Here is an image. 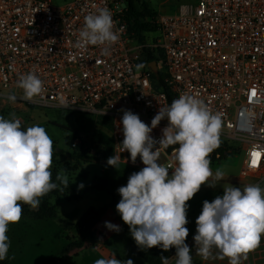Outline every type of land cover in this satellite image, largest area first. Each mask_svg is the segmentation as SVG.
<instances>
[{"label": "built area", "instance_id": "1", "mask_svg": "<svg viewBox=\"0 0 264 264\" xmlns=\"http://www.w3.org/2000/svg\"><path fill=\"white\" fill-rule=\"evenodd\" d=\"M101 8L111 12L119 37L107 54L101 46L76 47L85 16ZM125 10V0H67L60 5L0 0V99L104 119L111 156L120 155V164L140 170V158L133 164L129 153L122 152L119 122L127 109L150 125L158 109L168 106L158 78L152 77L160 73L172 101L195 95L219 114L220 146L210 153L211 163L220 152L230 153L234 142L243 151L239 176H254L264 165V0L179 4L175 12L156 13L148 20L151 35L142 43L128 32ZM143 47L157 54L155 71L143 60ZM28 73L38 76L44 87L32 101L17 87ZM166 125L162 120L153 138L159 139ZM96 145V152L104 150L101 142ZM176 148L161 147L160 163L174 164ZM258 251L264 262V236Z\"/></svg>", "mask_w": 264, "mask_h": 264}, {"label": "clouds", "instance_id": "2", "mask_svg": "<svg viewBox=\"0 0 264 264\" xmlns=\"http://www.w3.org/2000/svg\"><path fill=\"white\" fill-rule=\"evenodd\" d=\"M119 37L115 21L106 8L84 18L76 47L101 46L107 54ZM23 98L32 101L43 91V81L33 73L17 82ZM10 99H14L10 97ZM119 122L123 134L122 152L129 153L135 164L137 157L144 165L128 176L127 183L117 189L120 196L116 212L128 226L131 238L142 250L159 248L162 252L175 250V264H192V247L186 243L189 236L188 201L201 186L216 188L225 173L210 168L209 155L219 146L221 118L195 95L185 94L170 105L158 109L151 124L144 123L138 114L122 109ZM11 119L0 117V261L7 258L10 242L6 235L10 224L22 217L21 204L32 210L39 207L40 198L57 190L52 182L54 143L44 127L33 125L22 129L14 113ZM162 120L167 125L159 139L151 135ZM178 145L174 164L160 163L161 147ZM120 155L107 159V166L116 169ZM170 174V169H173ZM56 179L67 188L70 184L63 170ZM83 188V184L79 185ZM192 237L198 253L208 258L218 250L228 264H241L247 254L255 250L264 236V188L246 185L243 190L228 185L223 195L205 200L196 218ZM109 231L119 233V225L105 222ZM161 264H169V257L161 255ZM94 264H133L132 260H118L115 255L97 259Z\"/></svg>", "mask_w": 264, "mask_h": 264}, {"label": "rangeland", "instance_id": "3", "mask_svg": "<svg viewBox=\"0 0 264 264\" xmlns=\"http://www.w3.org/2000/svg\"><path fill=\"white\" fill-rule=\"evenodd\" d=\"M55 5H60L67 0H50ZM196 0H133L136 9L143 7L156 13L168 14L176 11L177 6L183 3H194ZM151 17H139L142 22H149ZM148 31L143 33L144 42H148ZM159 66V64H157ZM10 113L20 119L21 126L26 130L33 125L44 127L54 143V156L51 171L55 178L52 182L59 187L46 195L47 201L53 205L55 215L52 218L34 219L29 213H22L18 223L10 224L6 235L9 238L10 247L6 260L9 264H38L46 259L58 255L61 247L75 236L73 223L79 215L87 208L104 207L100 217L107 211L112 213L111 222L116 225L122 223L119 214L116 212V204L120 200L117 189L126 185L128 176L138 169L124 164L118 165L116 169L107 166L105 160L78 159L75 160L71 153L74 151L64 143L66 136H76L78 143L83 141L88 152L93 150L89 156H96V141L98 135L108 133V128L102 125L101 118L84 113H69L51 109L26 108L11 102H3L0 99V117L11 119ZM92 139V141H90ZM66 141V140H65ZM72 141L69 138L67 142ZM231 152L223 158L215 160L210 164L213 173L219 168L225 173L224 179L217 182L214 177L213 183H217L216 188H209L202 185L200 191L188 201L189 208L187 219L189 223V236L186 243L192 247V264H227L226 258L222 257L218 250H213L208 258H203L197 251L192 237L195 235L196 218L201 212L202 203L205 200L212 201L216 196L223 195V188L228 185L237 186L240 184L264 185V176L256 174L254 176H239V169L243 157L241 147L231 142ZM63 170L70 183L65 188L56 179L58 173ZM98 175L106 180L103 189L85 190L86 184L94 176ZM83 184V188L79 185ZM28 209L29 205L21 204ZM100 219V218H99ZM90 246L68 251L62 254L61 258L49 264H94L97 259H108L113 255L118 260H132L133 264H145V262L135 253L125 235H120L113 231L108 237L95 235L87 238ZM100 245L101 249H98ZM95 249V252H94ZM174 250V249H173ZM175 250L169 257V264H175Z\"/></svg>", "mask_w": 264, "mask_h": 264}, {"label": "trees", "instance_id": "4", "mask_svg": "<svg viewBox=\"0 0 264 264\" xmlns=\"http://www.w3.org/2000/svg\"><path fill=\"white\" fill-rule=\"evenodd\" d=\"M126 3V10H125V22L126 27L129 33L132 34V37L137 41L142 43L144 41L143 33L146 31H149L152 29V25L149 22H142L139 20V17L143 16H153V12L151 10H148L147 8L143 7L141 10L136 9L133 0H125ZM141 54L143 56V60L148 61H157L158 57L157 54L152 52L150 49L143 47L141 49ZM160 55V54H159ZM152 77L158 78V85L161 87V89L165 92L167 103L168 105L172 102V94L169 91L168 86L162 79V75L160 73L152 74ZM70 113V112H69ZM100 118V117H97ZM102 122V125H104L106 128H108V123L104 119H100ZM22 127V126H21ZM22 129H24L22 127ZM75 136H66L64 143L68 145V148L73 149L74 151L71 153L72 157L75 158V160L78 159H95V160H105L111 156L110 152V140L107 137L106 133L104 135H98L95 138L96 143L101 142L104 146V150L102 152H96V156H89V152L86 149V147H83V141H80L75 146H70V142H67L69 138H75ZM92 141V139H90ZM220 146V145H219ZM219 146L216 148L218 149ZM171 147V146H170ZM227 153L220 152V158H223ZM52 178H55L54 172H52ZM106 186V180L105 178L94 175L90 181L86 184L85 190H91V189H103ZM55 191V190H54ZM53 191V193H54ZM52 193V192H50ZM22 207V213H29L34 219H41V218H52L55 215L54 207L53 205H50L47 201V197L44 196L40 198V204L39 207L35 210L28 209L24 206ZM104 207L101 208H94V207H87L75 220L73 223V229L75 231V236L71 239H68L67 242L61 247L59 254L54 255L45 261L38 263V264H49L53 262L56 259L61 258L62 254L78 249L83 246L84 242L87 238L91 237L93 234V225L99 220L101 213L103 212ZM121 230L123 234L125 235L126 239L132 246L135 253L145 262V264H161L160 256L164 255L167 257H170L174 250H170L169 252H162L159 248H152L150 250L142 251L140 250L136 244L135 241L131 238V235L129 233L128 226L124 223L121 224ZM0 264H9V262L4 259L0 261Z\"/></svg>", "mask_w": 264, "mask_h": 264}, {"label": "crops", "instance_id": "5", "mask_svg": "<svg viewBox=\"0 0 264 264\" xmlns=\"http://www.w3.org/2000/svg\"><path fill=\"white\" fill-rule=\"evenodd\" d=\"M256 174H261V176H264V165H263V168H261L258 172H256ZM246 185H249V184H240V185H237V187H239L241 190H243V188ZM261 187L264 188V185H261ZM111 215H112V213L110 211H107L100 217V219L93 225V234L91 235V237L95 236L96 234L97 235H103L104 237H108L111 233H113V231H109L105 227V222H111ZM111 223L116 225L113 222H111ZM122 223L120 222V224H118L120 229H121ZM121 231L118 233L119 235H120ZM90 245H91V243L88 242L86 239V241L84 242L82 247H86V246H90ZM97 246H98V249H101L100 245L97 244ZM82 247H80V248H82ZM74 250H76V249H74ZM94 252H95V249H94ZM258 255H259V251H258V247H257L255 250H253L247 254L246 259L241 260V264H264V262H261L262 260L258 259ZM226 260H227L226 262L228 264V259L226 258Z\"/></svg>", "mask_w": 264, "mask_h": 264}, {"label": "water", "instance_id": "6", "mask_svg": "<svg viewBox=\"0 0 264 264\" xmlns=\"http://www.w3.org/2000/svg\"><path fill=\"white\" fill-rule=\"evenodd\" d=\"M147 64H148V67H149L152 71H155V62H154L153 60H152V61H148ZM161 160H162V156H161L159 162H161Z\"/></svg>", "mask_w": 264, "mask_h": 264}]
</instances>
